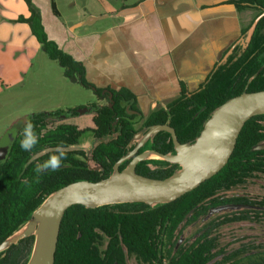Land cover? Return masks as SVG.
Segmentation results:
<instances>
[{"label": "trees", "instance_id": "1", "mask_svg": "<svg viewBox=\"0 0 264 264\" xmlns=\"http://www.w3.org/2000/svg\"><path fill=\"white\" fill-rule=\"evenodd\" d=\"M29 16H19L55 60L64 74L92 90L96 101L66 109L32 114L20 127L8 156L0 164V244L20 230L32 212L56 189L77 180L97 181L114 172L116 161L138 143L137 132L155 124H169L180 142L192 143L200 135L213 111L229 98L246 91L264 89V0H229L238 10L254 9L256 14L242 29L240 40L226 51L206 79L194 90L180 82L179 95L145 115L137 96L127 87L98 86L86 76L84 63L61 48L45 30L40 8L33 0H24ZM52 8L57 14L54 0ZM263 14L246 45L248 28ZM103 103L100 104L99 102ZM93 113L91 128L50 121L65 120ZM31 121L39 137L37 145L23 151L19 144L26 122ZM139 125V126H137ZM97 139L90 152L95 166L86 162L83 150L75 148L85 131ZM264 113L253 115L243 125L227 163L196 188L168 202L149 205L145 202L104 204L94 208L73 204L61 220L54 264H128L135 257L147 264H264V248L252 242L231 250L220 245L213 231L223 224L248 218L249 210L224 214L211 219L191 241L178 243L181 225H189L221 206H264V201L247 196H224L222 192L244 183L257 173L264 174ZM63 148L65 158L56 169L37 172L49 156ZM175 153L171 133L158 131L149 136L138 152ZM131 157L122 161L124 169ZM181 168L180 164L150 157L139 161L136 172L154 178H165ZM35 235L21 236L0 251V264H27ZM220 257L215 262L213 260ZM213 262V263H212Z\"/></svg>", "mask_w": 264, "mask_h": 264}, {"label": "crops", "instance_id": "2", "mask_svg": "<svg viewBox=\"0 0 264 264\" xmlns=\"http://www.w3.org/2000/svg\"><path fill=\"white\" fill-rule=\"evenodd\" d=\"M59 1L54 0L55 14L51 0H33L49 37L84 63L91 82L130 89L145 115L176 98L180 82L196 89L228 48L242 43V29L253 19L251 9L238 10L229 0H62L66 12ZM19 16H29L24 0H0V96L7 94L8 99L26 93L23 82L34 64L51 60L28 23L17 21ZM60 80L77 84L64 71ZM45 105L26 118L10 120L0 134L9 140L2 159L32 114L67 107L60 101ZM92 117L88 113L65 121L93 127Z\"/></svg>", "mask_w": 264, "mask_h": 264}, {"label": "water", "instance_id": "3", "mask_svg": "<svg viewBox=\"0 0 264 264\" xmlns=\"http://www.w3.org/2000/svg\"><path fill=\"white\" fill-rule=\"evenodd\" d=\"M262 15H258L249 26L246 45ZM262 113L264 89L244 90L213 111L200 135L192 143L180 142L174 128L169 124L152 125L144 134L137 132V145L116 161L111 175L97 181H73L56 189L32 212L25 225L17 231L24 228L19 235H14L17 233L15 232L0 244V251L15 243L19 237L33 234L35 240L27 264H54L60 224L68 207L82 204L94 208L123 202H145L153 205L176 199L215 175L230 158L245 122L253 115ZM161 130L171 133L175 153L138 152L150 135ZM256 148H264V143ZM152 154L157 158L178 163L181 168L165 178L137 173V163L152 157ZM129 157L131 159L127 166L120 170V163Z\"/></svg>", "mask_w": 264, "mask_h": 264}, {"label": "rangeland", "instance_id": "4", "mask_svg": "<svg viewBox=\"0 0 264 264\" xmlns=\"http://www.w3.org/2000/svg\"><path fill=\"white\" fill-rule=\"evenodd\" d=\"M60 8L63 12H66V2L59 1ZM58 4V5H59ZM256 11L251 9L250 19L254 17ZM105 19H111L106 16ZM47 59V58H46ZM49 59V58H48ZM63 68L60 67L57 62L48 60L44 65H36L32 67L30 76H26L23 82V86H26V93H20L18 98L8 99V95L0 96V134L5 131L10 124V120L13 118H26L32 112H35V108H38L39 104H54L59 102L65 104L62 109L75 107L78 105L90 104L96 100L92 90L87 89L80 84H70L60 80ZM32 76V77H31ZM22 89V84L18 87V91ZM17 88L15 92V97ZM61 98V100H60ZM24 100H28L23 105L21 103ZM35 103V105H34ZM33 104V105H32ZM46 106V105H45ZM61 121H50V125H56ZM139 126V125H137ZM81 128H91L87 122L80 123ZM9 130V128L7 129ZM0 164L4 161L3 147L9 143L6 137L0 138ZM97 139L94 137L92 131H85L78 139V143L75 148L84 151L87 159L86 162L90 167L95 166L94 162L90 159V152L93 146L96 144ZM152 157H157L152 154ZM224 196H247L252 200L264 201V174L257 173L248 178L244 183L233 186L227 191L221 193ZM249 210L246 214L247 219L229 222L221 225L213 231V235L219 236L220 245L226 247L227 251L243 243L252 242L259 244L264 248V206H221L210 209L206 215L201 216L194 223L189 225H181L178 231V243H185L191 241L198 235V231L206 225L211 219H216L224 214L231 215L232 213H242L240 211ZM24 229V228H23ZM22 229V231H23ZM17 232L14 235H19ZM220 257H216L215 262ZM212 262V263H213ZM128 264H147L135 257L128 258Z\"/></svg>", "mask_w": 264, "mask_h": 264}, {"label": "clouds", "instance_id": "5", "mask_svg": "<svg viewBox=\"0 0 264 264\" xmlns=\"http://www.w3.org/2000/svg\"><path fill=\"white\" fill-rule=\"evenodd\" d=\"M38 140L39 137L34 131L32 122L29 120L24 125L19 146L23 151L30 152L37 145ZM64 158H65V153L63 148L58 147L56 149V152L50 155L49 159L46 162H44L43 165H37L35 170L37 172H40L44 168H52V169L59 168Z\"/></svg>", "mask_w": 264, "mask_h": 264}, {"label": "bare ground", "instance_id": "6", "mask_svg": "<svg viewBox=\"0 0 264 264\" xmlns=\"http://www.w3.org/2000/svg\"><path fill=\"white\" fill-rule=\"evenodd\" d=\"M20 232V231H19Z\"/></svg>", "mask_w": 264, "mask_h": 264}]
</instances>
